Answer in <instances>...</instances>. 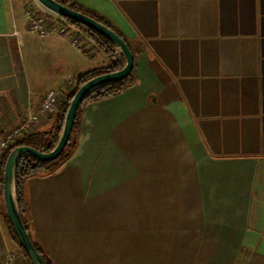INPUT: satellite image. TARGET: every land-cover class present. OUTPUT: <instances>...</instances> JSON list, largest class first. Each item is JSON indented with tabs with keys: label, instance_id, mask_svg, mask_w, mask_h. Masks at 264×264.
<instances>
[{
	"label": "crops",
	"instance_id": "crops-1",
	"mask_svg": "<svg viewBox=\"0 0 264 264\" xmlns=\"http://www.w3.org/2000/svg\"><path fill=\"white\" fill-rule=\"evenodd\" d=\"M71 1L128 42L134 72L83 103L55 171L23 181L32 240L52 264H264V0ZM25 2L0 0V134L109 63L79 28L90 54L28 33ZM8 251L22 250L0 188Z\"/></svg>",
	"mask_w": 264,
	"mask_h": 264
},
{
	"label": "water",
	"instance_id": "water-1",
	"mask_svg": "<svg viewBox=\"0 0 264 264\" xmlns=\"http://www.w3.org/2000/svg\"><path fill=\"white\" fill-rule=\"evenodd\" d=\"M36 1L59 16L69 18L99 32L115 44L125 60L122 69L92 77L77 89L70 102L59 138L51 151L42 152L32 146L20 145L14 147L6 159L3 175V197L7 216L31 264H48L43 255L36 248L22 218L16 184V171L18 165L21 159L28 155H32L43 161H52L56 159L70 140L78 108L85 98L103 85L126 79L134 69L135 60L133 51L128 42L118 32L98 21L96 18L64 5L57 0Z\"/></svg>",
	"mask_w": 264,
	"mask_h": 264
},
{
	"label": "trees",
	"instance_id": "trees-1",
	"mask_svg": "<svg viewBox=\"0 0 264 264\" xmlns=\"http://www.w3.org/2000/svg\"><path fill=\"white\" fill-rule=\"evenodd\" d=\"M57 1L64 4V5L70 6L76 10L82 11V12L96 18L98 21L106 24L107 26H109L110 28H112L113 30L116 31V29L110 23L105 21L103 18H100L99 16L93 14L92 12L88 11L83 6L73 2L71 0H57ZM39 5H41V4L39 3ZM41 6L44 7L43 5H41ZM44 9H46V8L44 7ZM46 10H48V9H46ZM60 17L63 18L65 21L73 24L77 28H79L80 31L82 33H84L88 39L93 41L96 45L100 46L101 49L104 51V54L107 56L109 63L102 68L90 70V71L80 75L76 79V84H75L74 89L68 93L66 101L63 103V105L60 108V113H61L60 114V124H59L57 132H55L54 134H51L48 132H35L33 134L23 136L22 138L17 140V142L12 146V148L9 149L5 153L3 160H2L1 172H0V188H1V190H3L4 167H5L6 159L8 157V154L10 153V151L14 147L20 146V145L32 146V147H34V148H36L42 152L51 151L53 149V147L55 146L58 138H59V135L61 133V130H62V127L64 124V120H65V116H66V113L68 111L70 102H71L74 94L76 93L77 89L84 82H86L87 80H89L92 77H95V76L100 75L102 73L114 72V71L120 70L124 66L125 60H124L123 56L120 58H116V60H113L114 57H116V53H115L116 46L113 42H111L109 39H107L105 36H103L99 32L87 27L86 25H83L81 23H78V22L71 20L69 18H66V17H62V16H60ZM133 72H134V69H133L132 73L126 79L103 85V86L99 87L98 89H96L95 91H93L91 94H89L85 98V100L82 102V104L78 108L75 123H74V128H73L72 134L70 136V140L67 143L64 150L62 151V153L56 159H54L52 161H43V160L38 159L32 155L25 156L24 158L21 159V161L18 165L17 171H16V184H17V191H18L19 206H20L23 221L25 223V226H26L28 232H29V227H28L26 220L24 219V206H23L22 195H21L23 181L25 180V178L32 176V175H45V174H48V173L55 171L68 158V156L71 153V149L73 147L72 135H73L74 130L76 129V127L78 125V121L80 118V113H81V108H82L83 103L89 99L98 98V97H106V96L114 95L116 93L123 91L126 88V86L132 82ZM8 221H9L12 233L14 235V238L18 241V238H17V236L13 230V227L11 225L9 218H8ZM34 244H35L36 248L38 249V251L43 255V257L45 258L47 263L52 264L51 261L44 254L42 249L38 246V244L35 242H34ZM20 247H21V250L24 252V254L27 256L26 252L24 251V249L22 248L21 245H20Z\"/></svg>",
	"mask_w": 264,
	"mask_h": 264
},
{
	"label": "built area",
	"instance_id": "built-area-1",
	"mask_svg": "<svg viewBox=\"0 0 264 264\" xmlns=\"http://www.w3.org/2000/svg\"><path fill=\"white\" fill-rule=\"evenodd\" d=\"M26 19V31L33 36L45 39L59 36L68 39L70 44L90 54L87 45L83 42L81 32L71 23L65 21L59 15L52 13L33 0H26L24 4ZM122 57L116 54L113 60ZM73 83V79H67V83ZM65 84V85H66ZM67 99V91L64 84L50 91L39 93L36 97V109L30 107L23 115L20 124L0 134V159L23 136L33 134L35 126L39 124L44 113H56ZM0 264H30L22 251H8L0 256Z\"/></svg>",
	"mask_w": 264,
	"mask_h": 264
},
{
	"label": "rangeland",
	"instance_id": "rangeland-1",
	"mask_svg": "<svg viewBox=\"0 0 264 264\" xmlns=\"http://www.w3.org/2000/svg\"><path fill=\"white\" fill-rule=\"evenodd\" d=\"M34 2H36L38 5H39V3L37 2V1H35V0H33ZM41 6V5H40ZM42 7V6H41ZM44 8V7H43ZM76 27V26H75ZM77 28V27H76ZM24 36L26 37V38H30V36L29 35H27V34H24ZM115 53L116 54H121V52L119 51V49L116 47V49H115ZM122 55V54H121Z\"/></svg>",
	"mask_w": 264,
	"mask_h": 264
}]
</instances>
